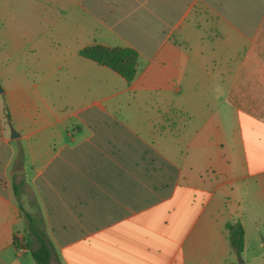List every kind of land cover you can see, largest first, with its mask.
<instances>
[{
  "label": "crops",
  "instance_id": "obj_1",
  "mask_svg": "<svg viewBox=\"0 0 264 264\" xmlns=\"http://www.w3.org/2000/svg\"><path fill=\"white\" fill-rule=\"evenodd\" d=\"M3 1L0 264H37L20 202L52 264H264V0H38V36ZM96 43L138 50L131 83Z\"/></svg>",
  "mask_w": 264,
  "mask_h": 264
},
{
  "label": "trees",
  "instance_id": "obj_2",
  "mask_svg": "<svg viewBox=\"0 0 264 264\" xmlns=\"http://www.w3.org/2000/svg\"><path fill=\"white\" fill-rule=\"evenodd\" d=\"M80 54L98 64L112 68L122 75L128 83H131L136 77L139 52L133 47L106 46L96 43L82 48ZM14 189L20 201L19 186L15 184ZM20 209L26 221L25 232L29 236L26 246L30 249L32 257L37 264H52L54 246L46 232L42 229L39 218L27 211L21 202ZM226 228L228 229L232 248L238 256H241L244 249L245 232L243 225L240 222H230L226 224ZM32 239L36 240V246L32 245Z\"/></svg>",
  "mask_w": 264,
  "mask_h": 264
},
{
  "label": "rangeland",
  "instance_id": "obj_3",
  "mask_svg": "<svg viewBox=\"0 0 264 264\" xmlns=\"http://www.w3.org/2000/svg\"><path fill=\"white\" fill-rule=\"evenodd\" d=\"M37 1L38 0H28L27 3V10L25 8L21 12H17L14 9L16 1L12 0V5H13V11L12 15H14V21L10 22L9 24L14 27L16 31L20 32H26L34 36H38L39 34H42L45 29L48 28L49 24L44 23V20L41 18V16L38 14V6H37ZM2 5H4V1L1 0ZM6 8V7H5ZM6 27V22L2 21L0 22V30H4ZM6 45L9 46L8 41L7 43L4 40H0V48L5 49ZM20 178V176H17V179ZM21 192L24 190H27V187H20ZM22 194V193H21ZM29 198L32 199V193H29ZM26 203V202H24ZM32 244L35 246L36 245V240L32 239ZM241 258L244 260L246 263L244 257L241 256ZM238 264H239V258H238Z\"/></svg>",
  "mask_w": 264,
  "mask_h": 264
},
{
  "label": "water",
  "instance_id": "obj_4",
  "mask_svg": "<svg viewBox=\"0 0 264 264\" xmlns=\"http://www.w3.org/2000/svg\"><path fill=\"white\" fill-rule=\"evenodd\" d=\"M0 91H2V87L1 86H0ZM10 127H11L12 136L13 137L17 136L18 132L16 131L15 127L12 124L10 125ZM239 264H246L241 257L239 258Z\"/></svg>",
  "mask_w": 264,
  "mask_h": 264
}]
</instances>
